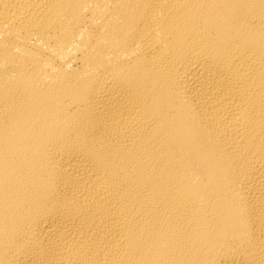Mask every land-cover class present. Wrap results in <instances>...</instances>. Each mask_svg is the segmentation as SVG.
<instances>
[{"label":"bare ground","instance_id":"6f19581e","mask_svg":"<svg viewBox=\"0 0 264 264\" xmlns=\"http://www.w3.org/2000/svg\"><path fill=\"white\" fill-rule=\"evenodd\" d=\"M0 264H264V0H0Z\"/></svg>","mask_w":264,"mask_h":264}]
</instances>
